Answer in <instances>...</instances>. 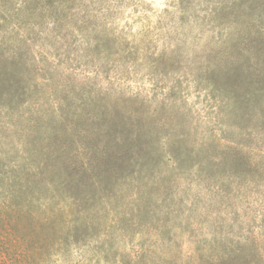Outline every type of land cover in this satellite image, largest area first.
I'll return each instance as SVG.
<instances>
[{"label": "trees", "instance_id": "trees-1", "mask_svg": "<svg viewBox=\"0 0 264 264\" xmlns=\"http://www.w3.org/2000/svg\"><path fill=\"white\" fill-rule=\"evenodd\" d=\"M126 1L0 0V98L8 96L21 106L34 101L30 119L47 133L39 137L35 130L27 163L0 169V264H56L57 256L68 258L83 248L93 251L98 262L109 263L115 242L141 219V207L159 206L152 195L162 176L199 181L214 174L260 173L258 130L252 122L260 118L254 102L264 95L263 70L256 66V59L264 64V32L223 34L208 28L223 26L222 14L243 25L247 0L212 1L216 6L211 0H177L178 15H159L154 35L162 40V51L142 57L151 76L147 89L126 82L146 48L101 41L109 34L103 14L119 13ZM38 24L45 30L1 29ZM100 46L105 53L96 62ZM169 55L173 62L190 65L165 84L166 67L156 68ZM182 75L193 77L194 86L209 84L207 95L225 106L224 128L203 110L186 107ZM258 127L264 133V124ZM164 137L170 141L163 142ZM260 204L263 211L264 198ZM166 221L151 226L155 236L161 233L157 229L173 233ZM195 243L194 250L209 252L208 244ZM151 249L163 252L160 246ZM242 250L225 245L222 256L203 259L193 253L181 264L255 263ZM138 260L151 263L136 252L115 264Z\"/></svg>", "mask_w": 264, "mask_h": 264}, {"label": "rangeland", "instance_id": "rangeland-1", "mask_svg": "<svg viewBox=\"0 0 264 264\" xmlns=\"http://www.w3.org/2000/svg\"><path fill=\"white\" fill-rule=\"evenodd\" d=\"M211 2L209 1V6H211ZM176 3L177 0H127L119 13L103 14L105 19H102V22L109 34L104 36L101 41L107 46H111L113 43L118 47L120 44L123 46L137 44V47L146 48H142L143 50L137 57L141 58L138 61L139 65L133 68L131 77L126 81L133 89L139 85H143L146 89L150 88L151 76H148L150 70L147 68L146 59L142 57L145 55L156 56L161 53L163 42L160 37L154 35L155 26H158V17L161 14L174 12L175 15H178L174 8ZM213 6L216 5L213 4ZM244 6L246 14L241 15L243 25L230 23L233 16L222 14L226 16L224 25H220L218 28L209 25L210 32L220 31L224 34L236 30L242 31L241 29L248 31L253 28L264 32V0H247ZM166 9L168 12L164 11ZM189 23L188 20L186 24ZM1 29L38 32L45 30V24L4 26ZM261 45L262 43L259 47ZM103 47L100 46V50L96 52L98 55L95 54L96 62L100 61V56L105 53ZM166 57V63L156 68L159 70L166 67L163 69L162 76L158 71L155 72L165 79V84H170L173 82V78L181 74L182 68L190 64L186 60L173 62L168 59L170 55ZM262 58L264 59V55ZM262 58L260 59L262 60ZM256 66L263 70L260 77L264 78V64L256 59ZM180 78L182 82L179 86L183 90L182 97L186 100V107L203 110L213 119L215 125L218 124L219 127L224 128L225 126L220 120H222V111L226 112V109H222L224 104L218 101V97L213 99L207 95L204 88L210 89L209 84L204 82V84L194 86L193 77L182 75ZM33 102H26L24 106H21L10 100L8 96L0 98V169L9 167L16 161L27 163L32 144H35L33 139V136L36 137L35 130L38 131L39 137L47 136L44 131L45 127L43 125L34 126L35 123L30 119V112L36 109ZM255 108L256 113L260 116L259 119L256 118L252 122V124H256L258 130L255 147L259 154V175L214 174L212 176L215 177L214 179L203 176L204 180L199 181L196 176L186 175L188 178L162 176L159 184L161 187L152 195L153 201L160 202L159 206L155 203L152 205L145 203L144 207H141L139 216L141 219L128 226L126 238L122 237L124 239L120 242H115L114 253H111L109 263L102 258H99L100 262H98V259L95 260L93 251L83 248L84 251L78 252L80 254L72 250L68 258L57 256L59 259L56 264H115L122 255L136 252L144 253L146 259H150V264H181L186 255L193 257V253L194 257L197 254L203 259L209 258L211 254L214 257H216L215 254L222 256V248L225 245L231 249L237 246L241 247L243 250L240 254L244 253V256L247 254L255 258L253 264H264V210H261L260 204V200L264 198V171L261 170L264 157H260L264 156V133L258 127L261 123L264 124V95L259 96V99L254 102ZM174 118L177 120L176 117ZM220 123L221 125H219ZM163 140V142H168L170 137L167 139L164 137ZM41 142L45 144L46 140L42 139ZM189 161L194 162L193 159H189ZM251 167L252 169L256 168L255 166ZM223 168L227 167L222 166ZM192 169L193 167L190 170ZM216 186L222 190L215 189ZM183 205L186 207L183 208ZM164 206H169V208ZM137 211H134V214ZM164 219L167 220L169 226H172L169 229L174 230L173 233L165 234L164 230L157 229V231L161 230V233L159 236H155L151 226L158 227ZM115 238L118 239L119 236ZM169 239L174 242H168ZM194 242H196L195 246L208 244L209 252L194 250ZM153 246H160L163 248V252L159 251L160 249L158 251L151 249ZM146 248L153 250L147 254L148 256L146 252H143ZM83 258L86 260L83 261ZM138 261H140L139 264H148L145 261Z\"/></svg>", "mask_w": 264, "mask_h": 264}]
</instances>
